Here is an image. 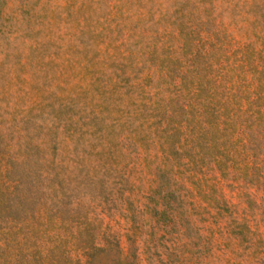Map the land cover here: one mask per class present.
Segmentation results:
<instances>
[{"label": "rangeland", "instance_id": "obj_1", "mask_svg": "<svg viewBox=\"0 0 264 264\" xmlns=\"http://www.w3.org/2000/svg\"><path fill=\"white\" fill-rule=\"evenodd\" d=\"M0 264H264V0H0Z\"/></svg>", "mask_w": 264, "mask_h": 264}, {"label": "trees", "instance_id": "obj_2", "mask_svg": "<svg viewBox=\"0 0 264 264\" xmlns=\"http://www.w3.org/2000/svg\"><path fill=\"white\" fill-rule=\"evenodd\" d=\"M252 112L254 113H256L257 114V112H259V109H257V110H252ZM221 163H225V162H221Z\"/></svg>", "mask_w": 264, "mask_h": 264}]
</instances>
